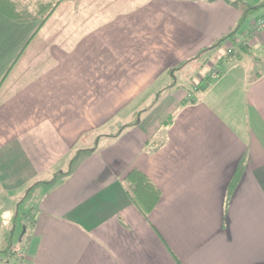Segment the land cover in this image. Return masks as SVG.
<instances>
[{"label": "crops", "instance_id": "0c3cea01", "mask_svg": "<svg viewBox=\"0 0 264 264\" xmlns=\"http://www.w3.org/2000/svg\"><path fill=\"white\" fill-rule=\"evenodd\" d=\"M262 1L62 0L42 24L0 12V238L30 196L11 243L25 264H264V10L241 21ZM235 40L237 57L216 54ZM208 47L221 74L185 102L180 75ZM133 169L162 191L148 213Z\"/></svg>", "mask_w": 264, "mask_h": 264}, {"label": "trees", "instance_id": "16d2710c", "mask_svg": "<svg viewBox=\"0 0 264 264\" xmlns=\"http://www.w3.org/2000/svg\"><path fill=\"white\" fill-rule=\"evenodd\" d=\"M61 1L62 0H40L35 3L34 2L31 3V1H28V0H24V1L23 0H0V12L4 16L16 22L39 21L42 24L50 17V15L53 13V11L56 9V7ZM262 7H264V1L256 5L245 3L241 21L243 22V20L248 18V16L260 10ZM263 19H264V15L255 21L254 23L255 29L257 28L259 29L258 23L262 21ZM239 30H240V26L237 25L232 30V32H230L229 34L224 36L222 39H220L217 42V44H221L222 42L229 39L230 37L234 39L235 35L239 32ZM244 38L245 37L243 36L240 39V41L243 40ZM233 44H234L233 47L231 45L227 49V53L223 57L224 60H228L231 57L232 58L237 57V54H239V51L244 50L246 48L245 46L246 44L237 42L236 40L233 42ZM209 49H211V47L201 49V51L192 60L198 63H201L202 62L201 60L204 59L203 57L207 56L205 55V53ZM206 59L208 60L209 58L207 57ZM220 64H222L221 61H220ZM180 67L173 68L170 71L174 73ZM220 74H221V70L218 64L214 65V67H211V72H208L207 75H205L204 77H201L198 81V84L193 85V89L191 90L189 89L190 91L185 96L186 99H184L183 101L194 102L196 98L194 97L193 94L197 91L206 90L214 82V79L219 78ZM159 96H160V92L156 94L149 108H151L158 102ZM144 112L145 110H140L136 112L134 115V118L130 122H128L126 125L124 124L120 126V130L121 128H124L125 126H131V125L138 124ZM119 132L120 131H118L116 134H118ZM76 156H77V153L68 156L65 160L67 164L66 168L59 169L54 174L56 175L58 172H61L64 175L70 174L72 172ZM36 182L37 181H35L30 187L36 184ZM124 184L126 186L127 191L131 195L132 199L145 213L150 212L156 206V204L158 203L162 195V191L158 187V185H156L151 180V178L140 169H133L129 171L124 179ZM31 219H32L31 221L29 220V218L27 219L26 225L28 223L33 222V219H34L33 216ZM12 242H13L12 233L11 235L7 233L5 237V245L2 249H0V253L6 252V251L11 252L10 254L11 256L9 257L11 258L12 261L6 260V264H25L27 257L25 258V260L18 261V254L21 250L19 251L16 248L11 249Z\"/></svg>", "mask_w": 264, "mask_h": 264}, {"label": "rangeland", "instance_id": "374dc122", "mask_svg": "<svg viewBox=\"0 0 264 264\" xmlns=\"http://www.w3.org/2000/svg\"><path fill=\"white\" fill-rule=\"evenodd\" d=\"M24 1V0H23ZM31 1V3H35L37 1L40 0H28ZM262 10H264V7L261 8ZM260 9V10H261ZM264 12V11H263ZM239 34L242 33V30H239L238 32ZM216 54L219 55H223L225 56L227 53V48L225 45L220 46L217 48L216 50ZM209 58L208 60L206 58ZM217 55L213 54H208L207 56L203 57L204 59H202L201 63H198L196 61L194 62H189L184 71L183 74L180 75L179 78V82L181 83V87H183L184 89H193V85L198 84L199 79L202 77H204L205 75H207L208 72H211V67L213 66V61L216 58ZM231 58H229L230 60ZM207 60V61H206ZM231 62H229L228 64H230ZM214 67V66H213ZM177 71V70H176ZM178 82V84H179ZM179 86V85H178ZM178 86H176V88H178ZM115 120V119H114ZM120 130V128H119ZM95 135L98 137L101 135L100 133H95ZM83 147V146H82ZM30 196H26V198L23 197V199H20V203H16L14 202V214H16V218L13 221V223L11 224V226L9 227L10 229L8 230L7 227V233L11 235L12 233V240L15 243H19L20 237L22 235V231H23V223H22V219L24 217V214L28 211V205H29V200ZM2 201H0L1 203ZM17 204H18V208H17ZM2 218V212H0V219ZM2 231V230H1ZM2 240L5 243V239L0 238V248L2 245Z\"/></svg>", "mask_w": 264, "mask_h": 264}, {"label": "built area", "instance_id": "2783aa9c", "mask_svg": "<svg viewBox=\"0 0 264 264\" xmlns=\"http://www.w3.org/2000/svg\"><path fill=\"white\" fill-rule=\"evenodd\" d=\"M259 29L264 28V19L258 23ZM27 257L26 252L24 250H21L18 254V261L25 260Z\"/></svg>", "mask_w": 264, "mask_h": 264}]
</instances>
